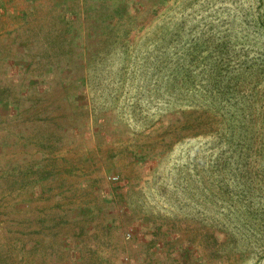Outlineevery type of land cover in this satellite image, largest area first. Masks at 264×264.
<instances>
[{
  "label": "rangeland",
  "instance_id": "obj_1",
  "mask_svg": "<svg viewBox=\"0 0 264 264\" xmlns=\"http://www.w3.org/2000/svg\"><path fill=\"white\" fill-rule=\"evenodd\" d=\"M0 264H264V0H0Z\"/></svg>",
  "mask_w": 264,
  "mask_h": 264
}]
</instances>
